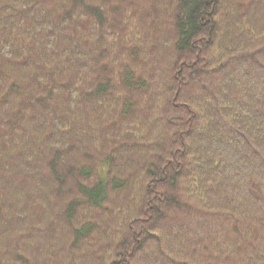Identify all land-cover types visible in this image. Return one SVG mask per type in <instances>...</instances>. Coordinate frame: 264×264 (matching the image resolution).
Listing matches in <instances>:
<instances>
[{"label": "trees", "instance_id": "trees-1", "mask_svg": "<svg viewBox=\"0 0 264 264\" xmlns=\"http://www.w3.org/2000/svg\"><path fill=\"white\" fill-rule=\"evenodd\" d=\"M0 264H264V0H0Z\"/></svg>", "mask_w": 264, "mask_h": 264}]
</instances>
